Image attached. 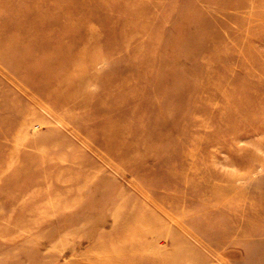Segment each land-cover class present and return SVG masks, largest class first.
<instances>
[{
	"label": "rangeland",
	"instance_id": "rangeland-1",
	"mask_svg": "<svg viewBox=\"0 0 264 264\" xmlns=\"http://www.w3.org/2000/svg\"><path fill=\"white\" fill-rule=\"evenodd\" d=\"M0 115V264H264V0H0Z\"/></svg>",
	"mask_w": 264,
	"mask_h": 264
},
{
	"label": "bare ground",
	"instance_id": "bare-ground-1",
	"mask_svg": "<svg viewBox=\"0 0 264 264\" xmlns=\"http://www.w3.org/2000/svg\"><path fill=\"white\" fill-rule=\"evenodd\" d=\"M37 22H39V21L36 20V23H37ZM34 23H35V22H34ZM86 49H87V48H86ZM75 65H76V64H75ZM84 76H85V75H84ZM75 78H76V77H75ZM68 81H69V80H68ZM69 83H70V82H69ZM64 84H65V83H64ZM66 84H67V83H66ZM79 84H80V83H79ZM0 116H1V115H0ZM2 117H4V116H2ZM6 117H10V116H9V115H6ZM6 117H5V118H6ZM0 119H3V118H0ZM64 120H65V119H64ZM64 120H63V121H64ZM65 121H66V120H65ZM148 211H149V210H148ZM171 219H172V218H171ZM127 224H128V222L126 223V225H127ZM132 225H133V224H132ZM124 229H125V227H124ZM148 237H149V236H148ZM151 237H152V236H151ZM235 255H236V254H235ZM128 261H129V260H126V261L124 262V264H127ZM104 262H105V261H104ZM115 262H116V261H115Z\"/></svg>",
	"mask_w": 264,
	"mask_h": 264
}]
</instances>
